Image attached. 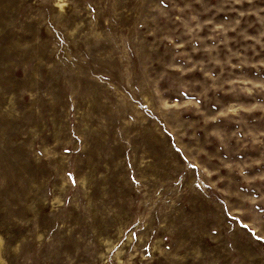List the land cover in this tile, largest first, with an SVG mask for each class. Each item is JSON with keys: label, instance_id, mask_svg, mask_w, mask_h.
<instances>
[{"label": "rangeland", "instance_id": "rangeland-1", "mask_svg": "<svg viewBox=\"0 0 264 264\" xmlns=\"http://www.w3.org/2000/svg\"><path fill=\"white\" fill-rule=\"evenodd\" d=\"M0 264H264V0H0Z\"/></svg>", "mask_w": 264, "mask_h": 264}]
</instances>
